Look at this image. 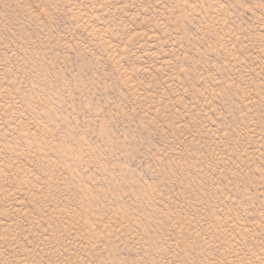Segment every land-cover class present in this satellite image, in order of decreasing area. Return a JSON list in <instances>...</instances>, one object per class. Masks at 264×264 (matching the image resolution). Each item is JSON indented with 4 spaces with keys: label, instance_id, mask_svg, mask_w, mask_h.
I'll return each mask as SVG.
<instances>
[{
    "label": "rangeland",
    "instance_id": "374dc122",
    "mask_svg": "<svg viewBox=\"0 0 264 264\" xmlns=\"http://www.w3.org/2000/svg\"><path fill=\"white\" fill-rule=\"evenodd\" d=\"M0 264H264V0H0Z\"/></svg>",
    "mask_w": 264,
    "mask_h": 264
}]
</instances>
